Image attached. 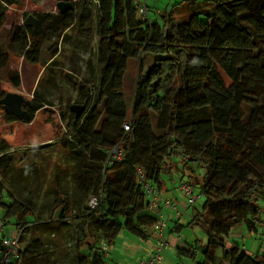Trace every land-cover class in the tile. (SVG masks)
<instances>
[{"label":"trees","instance_id":"obj_1","mask_svg":"<svg viewBox=\"0 0 264 264\" xmlns=\"http://www.w3.org/2000/svg\"><path fill=\"white\" fill-rule=\"evenodd\" d=\"M69 1L72 6L64 12L32 13L36 30L13 24L7 44L0 42V69L7 70L14 88L20 76L8 69L12 54L41 63L45 83L56 86L63 65L51 41L71 43L67 31L76 24L95 58L87 60L89 73L78 81L75 64L69 63L64 74L75 89V99L59 110L70 184L56 180L44 222L33 214L31 194L15 197L4 188L2 180L14 186L15 165L10 145L0 139V219L16 229L40 222L52 230L46 238L30 240L21 233L18 257L10 264H55L65 255L61 250H68L54 235L73 251L74 264H108L102 245L111 247L124 230L140 240L154 237L158 215L149 208L138 168L158 192L164 177L177 173L198 195L187 206L193 209L189 216L178 215L170 230L200 226L205 242L178 247V257L195 260L198 251L201 260L192 264H264L263 246L249 254L234 242L226 245L235 227L257 235L264 227L259 206L264 199V0H186L152 20L138 13L139 0ZM21 2L0 0V29L6 10ZM132 61L138 63L136 77L128 74ZM129 76L133 94L128 98ZM32 95L23 106L32 119L40 108L54 105L37 86ZM73 104L84 106L79 116L70 110ZM1 112L5 122L17 120ZM115 145L120 158L109 154ZM4 235L2 230L0 242Z\"/></svg>","mask_w":264,"mask_h":264},{"label":"rangeland","instance_id":"obj_2","mask_svg":"<svg viewBox=\"0 0 264 264\" xmlns=\"http://www.w3.org/2000/svg\"><path fill=\"white\" fill-rule=\"evenodd\" d=\"M59 1L69 0H22L18 5H12L6 10V19L0 29V42L4 45L7 44V33L11 26L15 23L22 24L27 15L34 12H57V3ZM150 7H153V2L149 0ZM149 12V9H148ZM154 10L150 8V14H153ZM26 16H23V14ZM72 37L71 43H65L63 40L57 39L53 46L59 47L60 54L57 59L63 65V70L58 74L56 78V86L50 87L44 81L47 77L46 71L43 69L41 63H30L23 59V57L12 54L9 60L8 69L16 70L20 76V86L14 88L7 79V70L0 69V93L3 92H16L24 96L25 99L30 100L33 97V90L37 86L41 91L48 94V98L53 101L54 105H46L34 114L33 119L30 122L12 121L5 122L2 116V106H0V139L6 141L10 145L8 153L14 160L15 168L10 176L14 186H10V182L2 180L3 186L7 192L15 197H22L31 194V199L34 202L33 214L39 219L38 221L44 222L48 214L50 207L51 189L55 187L56 180L66 181L70 184L71 174V159L69 158L68 151L62 146V138L64 135V122L59 116V110H66V103L75 99V89L71 83H68L64 76L66 70H68V64L73 63L76 65L79 71L77 81L82 78L83 75L89 73L86 67L87 60L91 59L95 61L92 47L91 50L85 45V34L77 24L67 31ZM93 43V42H92ZM50 44V45H51ZM48 46V45H47ZM44 59H49V52L45 50L43 52ZM139 67L137 61H132L129 64L128 74L136 77ZM41 77V82L37 84V81ZM43 77V78H42ZM131 77L126 79L125 94L129 98L132 96V82ZM64 124V125H63ZM243 156H247L249 152L246 150L245 145L243 147ZM56 174V175H55ZM179 175V174H178ZM186 176V175H185ZM186 181H181L184 183ZM187 183V182H186ZM170 184V183H169ZM189 184V183H188ZM190 185V184H189ZM171 187V184L169 185ZM177 187V186H176ZM178 188V187H177ZM174 190V189H173ZM180 194L181 190L178 188ZM197 192V190H195ZM182 197V194H181ZM185 206L187 203L184 199ZM259 206L262 209L261 218L264 220V199L259 200ZM163 207V206H162ZM196 208H200V203L196 205ZM193 209L188 208L190 213ZM3 215L0 209V217ZM188 215V214H186ZM189 216V215H188ZM171 218V217H170ZM187 218V217H186ZM38 223L36 227L28 229L24 224L20 226L21 233L25 235L26 240L36 237L46 238L52 230L48 229L42 223ZM169 228L173 226V222H168ZM3 232L6 235H11L15 232L16 227L13 222H5L3 225ZM125 231V230H124ZM53 233V232H52ZM56 234V233H55ZM123 237L132 240L135 238L132 234L125 231ZM181 241L183 243L192 244L196 246L199 243L205 242V232L200 226H195L191 229L187 226L181 230ZM53 237V236H52ZM59 245H63L67 253L61 250L59 260L55 261V264H74L71 258L73 251L67 249L68 246L60 235H54L53 237ZM231 242H234L243 247V245L251 250L253 245L263 243V240L256 233L250 234V236H232ZM125 241L122 238H116L114 242V249L111 250V257L115 258L111 261L107 258L108 264H136L129 260L125 255L123 256L118 250L122 243ZM63 246H60L63 248ZM69 248V246H68ZM246 248H243L246 251ZM111 249V247H110ZM220 253V251H218ZM247 252V251H246ZM249 253V252H247ZM196 259L191 261H200L201 255L196 251ZM251 254V253H249ZM53 257V255H52ZM55 257V254H54ZM110 258V257H108ZM181 259V264H192L186 257H178ZM163 264V262H162Z\"/></svg>","mask_w":264,"mask_h":264},{"label":"crops","instance_id":"obj_3","mask_svg":"<svg viewBox=\"0 0 264 264\" xmlns=\"http://www.w3.org/2000/svg\"><path fill=\"white\" fill-rule=\"evenodd\" d=\"M153 2V7H150V2L149 0H146V5L147 8L149 9L148 12V16L149 18L152 20L153 18L156 17V14L159 12H162L165 9H169L170 6L174 3H183L186 0H151ZM150 8L152 10H154L153 14H150ZM10 123V122H9ZM163 188H161L159 190V194L163 197H169L171 202L176 203L177 207L176 210H170L167 207H160V211L162 213V217L166 220V229H165V237L168 241V245L162 249L161 251V256H162V261L161 264L163 262V264H181L180 261H182L181 259L177 258V248L178 247H185L187 243H183L181 241V238H183V236L181 235V228L180 227H174L173 230H170V228L173 226H171L169 228V223L171 221H176V219H178V215L184 216V217H188L189 212H188V207L185 206V202H184V197L178 190V188L181 190L180 188V183L181 181H186L183 177H181V175H178L177 173L174 174L171 178L168 177H164L163 179ZM171 184V187H169V185ZM178 188H177V187ZM174 189V190H173ZM188 214V215H186ZM171 217V218H170ZM125 234V231L121 232L117 237L118 238H122L125 242L121 244L120 248H119V252L124 256L128 257L129 260H131L132 262L136 263V260L139 257H147L154 249V245H155V236L154 237H150L148 240H140L138 238H133L132 240H129L128 238L123 237ZM250 236L249 233H247L242 227H235L231 230V232L229 233V236L227 237V246L230 245V238L232 236ZM257 235V234H256ZM116 237V238H117ZM115 238V239H116ZM115 242V240H114ZM114 242L111 246V249L109 247V255L107 258L110 261L112 259L111 257V250H115L114 249ZM261 244L258 245H253V248H251V250H248V248H246L245 245H243V248H246V251L249 253H257L259 252L260 248H261ZM180 260V261H179ZM138 264V263H136Z\"/></svg>","mask_w":264,"mask_h":264},{"label":"built area","instance_id":"obj_4","mask_svg":"<svg viewBox=\"0 0 264 264\" xmlns=\"http://www.w3.org/2000/svg\"><path fill=\"white\" fill-rule=\"evenodd\" d=\"M138 13L141 17L145 19H149L148 16V8L146 5V0H139L136 5ZM125 130L129 129V125L125 124ZM109 154L114 158L121 157V151L118 145H115L110 149ZM138 181L143 183L146 191V198L149 202V208L152 209L158 215V220L153 225V230L155 233V245L153 251L147 256L142 257L138 260V264H161L162 256L161 251L168 245V241L165 237V229H166V220L162 217V213L160 211V206L167 207L170 210H176V203H172L169 197H163L159 194V192L153 187L149 185L144 177V173L142 169L138 168ZM181 191L185 197V201L187 206L194 204L198 195L192 192V187L188 183H180ZM96 198H92L90 201V205L94 206L96 204ZM3 221L0 219V232L3 230ZM21 229L17 228L14 233L11 235H4L0 242V264H10L14 258L18 257L20 251V238ZM260 236L263 240L264 247V227L261 230ZM243 248V247H242ZM102 250L105 252V256L109 255V246L103 244Z\"/></svg>","mask_w":264,"mask_h":264},{"label":"water","instance_id":"obj_5","mask_svg":"<svg viewBox=\"0 0 264 264\" xmlns=\"http://www.w3.org/2000/svg\"><path fill=\"white\" fill-rule=\"evenodd\" d=\"M70 1H59L57 3V8L60 12H64L71 7ZM25 27H32L33 30L37 29L38 20L33 14L27 15L22 23ZM29 100L25 99L19 93L16 92H5L2 97H0V106L3 107L6 113H12L18 121L30 122L31 116L28 110L23 108L25 104H28ZM84 109L83 105L73 104L70 106V110L76 115L79 116Z\"/></svg>","mask_w":264,"mask_h":264},{"label":"clouds","instance_id":"obj_6","mask_svg":"<svg viewBox=\"0 0 264 264\" xmlns=\"http://www.w3.org/2000/svg\"><path fill=\"white\" fill-rule=\"evenodd\" d=\"M150 19V18H149Z\"/></svg>","mask_w":264,"mask_h":264}]
</instances>
